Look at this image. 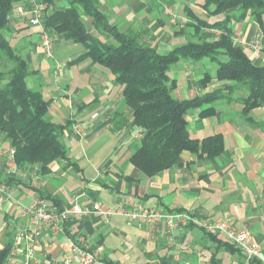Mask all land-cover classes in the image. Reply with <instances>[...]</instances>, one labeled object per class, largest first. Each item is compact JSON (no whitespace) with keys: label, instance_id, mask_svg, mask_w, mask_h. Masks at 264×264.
Listing matches in <instances>:
<instances>
[{"label":"crops","instance_id":"crops-1","mask_svg":"<svg viewBox=\"0 0 264 264\" xmlns=\"http://www.w3.org/2000/svg\"><path fill=\"white\" fill-rule=\"evenodd\" d=\"M31 1L17 0L15 6ZM203 1L97 0L99 11L111 25L120 32L140 33L162 55L180 46H174L178 38L188 36L187 31L179 33L189 20L186 7L210 23L222 19L206 17ZM14 10L11 45L36 72L29 80L50 101L48 118L67 125L61 141L69 160L51 162L44 175L38 173L37 166L31 171L20 170L8 154L10 149H4L0 141V182L10 179L13 197L22 205L42 197L59 209L76 200L89 212L69 220L58 236L46 229L41 245L33 248L32 256H26L27 243L16 240L23 219L11 203L0 205V249L6 245L17 249L16 257L28 264H62L70 256L68 237L79 232L92 247H103L102 257L109 264H264V106L249 112L255 123H248L243 116V89L229 90L227 82L217 81L215 67L209 80L202 82L206 74L197 79L193 72L198 62L175 63L173 75L179 73L180 78H169L176 81L172 91L176 100L224 90V98L211 105L214 115L202 118L199 109H192L184 116L190 138L201 141L220 135L223 153L205 159L183 152L171 168L146 177L130 163L139 138L135 136L137 130L127 123L132 113L113 76L88 59L77 61L85 53L83 47L56 34H52L53 59H47L40 46L39 29L18 21ZM226 14L238 15L231 10ZM82 21L92 36L114 43L108 34L94 30L89 18L82 17ZM229 28L252 64L263 66L264 34L259 25L246 16L242 21L231 19ZM77 126L82 133L76 131ZM93 203L103 209L122 204L128 209L140 205L164 214L184 211L207 220L226 216L236 229L251 232L261 246V255L256 261L247 260L235 246H220V241L225 242L222 236L211 238L197 227L169 232L163 220L151 225L129 224L119 216L105 220L91 212ZM179 245L187 246L190 252H181Z\"/></svg>","mask_w":264,"mask_h":264},{"label":"trees","instance_id":"trees-1","mask_svg":"<svg viewBox=\"0 0 264 264\" xmlns=\"http://www.w3.org/2000/svg\"><path fill=\"white\" fill-rule=\"evenodd\" d=\"M37 1L48 6L43 21L48 34L81 45L85 53L77 61L88 59L113 76L124 104L132 113L127 123L141 135L130 163L146 177L171 168L183 152L199 154L205 159L223 153L220 135L201 141L190 138L184 116L192 109H199L202 118L214 115L211 105L224 98V90L185 101L176 100L172 96L176 81L168 75L175 63L202 60L215 63L214 78L217 81L227 82L229 90L240 88L246 92L242 103L243 116L248 123H255L248 116L249 112L264 106V65L252 64L244 49L234 41L229 28L231 19L242 21L250 16L264 34V0H204L202 8L206 17L222 16L221 20L212 23L186 7L190 23H186L179 33L192 30L189 34L192 40L165 55L149 46L140 33L120 32L111 25L99 11L97 0ZM61 2L65 5L59 6ZM16 3L17 0H0V64L4 67L0 72V141L5 145L4 149H13L16 168L31 171L37 166L38 173L44 175L51 162L69 160L61 141L67 125L51 122L48 118L50 101L43 98L39 89L28 86L29 77L36 72L11 45L9 38L11 14ZM229 10L237 11L238 15H227ZM82 17L89 18L90 26L108 34L114 43H105L92 36ZM212 32L219 34L214 36ZM209 78L204 77L202 82ZM207 105L210 107L204 108ZM1 182L11 183L10 179ZM191 227L194 226L186 229ZM205 235L215 239L219 234L205 232ZM219 244L234 247L226 241ZM9 251V245L0 249V264H6Z\"/></svg>","mask_w":264,"mask_h":264},{"label":"built area","instance_id":"built-area-1","mask_svg":"<svg viewBox=\"0 0 264 264\" xmlns=\"http://www.w3.org/2000/svg\"><path fill=\"white\" fill-rule=\"evenodd\" d=\"M47 11L48 6L46 4L33 0L29 4L16 5L14 15L18 21L39 29L42 53L47 59H53V37L48 34L43 24ZM75 128L77 132L82 133L81 128L78 126ZM135 136L140 138V132L137 131ZM8 154L12 157L13 149H10ZM6 171L10 173L11 170L7 169ZM5 203H11L18 217L24 221V225L16 231V240H24L27 243L26 256H32L33 248L41 245L42 235L46 229L52 235L58 236L63 233L64 226L69 220L81 218L89 212L76 200L70 201L60 209L53 208L45 199L40 197L34 198L28 206L22 205L14 199L10 185L0 182V205ZM91 212L105 220L119 216L129 224L151 225L156 221L163 220L169 232L194 226L205 232L217 233L226 242L234 245L247 260L259 258L262 251L251 232L236 229L226 216L207 220L198 219L184 211L164 214L157 209L140 205L128 209L122 204L103 209L98 203L92 204ZM68 244L70 256L64 259L62 264H108L102 257L103 247H92L83 234L73 232L68 237ZM14 250L10 249L6 257V264H28L20 261ZM179 250L186 254L190 252L189 248L184 245H179Z\"/></svg>","mask_w":264,"mask_h":264},{"label":"rangeland","instance_id":"rangeland-1","mask_svg":"<svg viewBox=\"0 0 264 264\" xmlns=\"http://www.w3.org/2000/svg\"><path fill=\"white\" fill-rule=\"evenodd\" d=\"M191 10V9H190ZM190 12H192V11H190ZM188 14V13H187ZM189 15V14H188ZM187 23H190V17H189V20L187 21ZM187 31V34H188V36H184V37H180V38H178L177 39V43H176V45H174V46H178V45H183V44H186L187 42H189V41H191L192 39L189 37V34L190 33H192V30H190V29H187L186 30ZM144 40H145V38H143ZM194 41H198L197 39H193ZM32 41L34 42V43H37V38H36V36H32ZM78 48L77 49H80L81 48V46H77ZM72 53H70L69 55L70 56H73V55H71ZM197 64H198V66H197ZM196 64V67H198V68H196L193 72H194V76L197 78V79H199V78H203L204 77V75H205V77H210V74H213V67H215L216 68V64L215 63H211V62H209V61H207V60H202V61H200V62H198ZM1 71H4V67H3V65L2 64H0V72ZM173 67L171 66V68H170V71L168 72V75L170 76V77H172V78H176L177 76H178V78H180V75H179V73L177 74V75H173ZM209 74V75H208ZM214 75V74H213ZM28 86L30 87V88H35L33 85H32V83L30 82V80H28ZM206 107H209V106H205V108Z\"/></svg>","mask_w":264,"mask_h":264}]
</instances>
